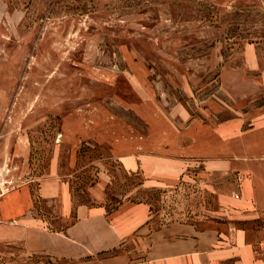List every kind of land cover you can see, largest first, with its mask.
I'll list each match as a JSON object with an SVG mask.
<instances>
[{"label":"rangeland","instance_id":"374dc122","mask_svg":"<svg viewBox=\"0 0 264 264\" xmlns=\"http://www.w3.org/2000/svg\"><path fill=\"white\" fill-rule=\"evenodd\" d=\"M248 57L264 58V0H0V264H68L54 253L142 261L139 253L164 248L149 230L212 216V185L238 177L195 173L171 193L125 172L110 145L86 136L113 117L142 132L121 105L148 89L177 116L180 106L195 114L214 102L227 108L222 118L231 105L257 110L264 87L246 89L244 75L260 72ZM131 202L150 207L139 211L149 213L146 234L84 240L90 209L128 217L120 207Z\"/></svg>","mask_w":264,"mask_h":264},{"label":"crops","instance_id":"0c3cea01","mask_svg":"<svg viewBox=\"0 0 264 264\" xmlns=\"http://www.w3.org/2000/svg\"><path fill=\"white\" fill-rule=\"evenodd\" d=\"M246 66L248 70H260H254L251 77L244 75L246 89L249 83L264 87V58L248 57ZM143 95L127 101V106L121 105L137 114L144 124L142 132L124 118L113 117L108 129L101 127L99 133L88 134L87 139L107 143L125 172L141 175L147 184L171 193L195 173L215 177L224 172L238 180L226 187L212 185L216 194L210 207L212 216L149 230L146 238L155 246L158 240L163 241L164 248L139 253L142 261L131 259L135 253H54L60 263L264 264V259L253 252V246L264 240V168H258L264 165V105L250 111L227 106L233 112L227 118H222L227 108L216 102L198 107L195 114L180 106L177 116L164 110L151 90L148 96ZM130 128L133 136L126 138L125 130ZM120 208L132 210L130 216L122 213L121 217L105 218L106 206L90 209L84 220V240L127 242L146 234L149 213L143 219L146 215L139 211L150 207L131 202ZM68 237H76L71 229Z\"/></svg>","mask_w":264,"mask_h":264},{"label":"built area","instance_id":"2783aa9c","mask_svg":"<svg viewBox=\"0 0 264 264\" xmlns=\"http://www.w3.org/2000/svg\"><path fill=\"white\" fill-rule=\"evenodd\" d=\"M5 195V191L0 187V198ZM255 255L258 259H264V240L260 241L255 248Z\"/></svg>","mask_w":264,"mask_h":264}]
</instances>
